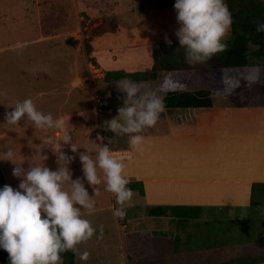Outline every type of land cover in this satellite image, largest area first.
<instances>
[{
    "label": "rangeland",
    "instance_id": "1",
    "mask_svg": "<svg viewBox=\"0 0 264 264\" xmlns=\"http://www.w3.org/2000/svg\"><path fill=\"white\" fill-rule=\"evenodd\" d=\"M174 2L169 0V8H160L157 0H0V166L7 183L15 188L20 178L12 174L15 165L7 160V148L13 149L14 162L23 163L25 168L29 165H46L53 170L63 167L65 162L59 159L60 151L75 157L67 164L72 178L80 177L95 201L93 209L81 210V215L91 222L95 232L90 239L76 246L79 252L87 250L90 253L85 261L76 252V264H167L168 260L169 264H174L170 253L175 241L179 243V252H190L199 247L211 248L224 244L239 243L237 245L244 246L264 236V193L261 187L257 188V197L247 209L249 214L246 217L230 216L226 219L227 213H214L217 216L192 224L179 218L182 228L177 230L174 221H179L174 216L168 213L159 217L149 215L138 189L133 190L129 201L118 204L116 194L107 189L104 170L99 166V184L89 185L84 178L79 154L86 151L85 145L108 144L111 154L121 161L133 157V150L126 149L129 135L107 129V120L117 115L126 93L117 87L122 80L106 83L105 73L109 70L151 72V69L144 70L147 68L144 61L141 66L131 64L137 57L141 61V57L148 53V47L150 50L153 47V54L154 50L159 52V67L167 58L162 57L161 50L170 55L177 53L172 47L162 46L167 44L165 36L172 41L178 40L175 32L180 25ZM149 16H154L156 20L152 24L157 27L155 30L162 28L174 34L161 35L162 31L159 30L156 34L158 37L151 41L139 39L137 30L146 27L145 21ZM37 38L40 40L33 42ZM161 40L165 43L157 42ZM58 49H64L65 64L57 56ZM215 56L199 63H190L183 53L174 56L181 60V70L173 71L172 75H168V71H160L156 79L133 82L139 84L142 91L151 90L161 97L166 95V86L162 87L164 83L167 86L170 84V88L176 91L208 89L212 91L213 98L214 89L219 86L218 80H225L226 76L235 78L233 72L228 73L223 67L214 65ZM47 59L52 62L50 65ZM242 71L236 78L247 80L249 77L253 84L251 88L247 85L241 88L244 93L251 89L252 98H248L247 102L264 107V68L251 73ZM180 80L183 81L182 85H179ZM29 97L38 110L51 113L54 119H63L64 128L59 131L39 128L27 118H22L16 124L7 123L5 113L11 111L17 101ZM218 104L222 106L224 103ZM212 110L175 109L167 114L162 113L158 121H167V118L172 125H176L177 132L181 127L185 129H180L182 133H197L202 129L200 117L202 121L203 115L200 113ZM153 127H145L141 134L145 136ZM65 131L72 136L68 144L61 141ZM97 133H101L105 139L98 141ZM49 138L53 142H49ZM72 143L77 146L76 151L72 150ZM89 154L95 159V151ZM124 164L125 174L136 167L134 162ZM127 179L129 182H139L135 178ZM64 188L70 192V183L66 181ZM118 207H123L126 212L122 218L114 215ZM131 233L138 240L140 249L141 246L146 248L148 235L156 239H151L152 246L149 245L153 253L150 259L136 261L129 257L133 247L126 237ZM179 233L180 242L177 240Z\"/></svg>",
    "mask_w": 264,
    "mask_h": 264
},
{
    "label": "clouds",
    "instance_id": "2",
    "mask_svg": "<svg viewBox=\"0 0 264 264\" xmlns=\"http://www.w3.org/2000/svg\"><path fill=\"white\" fill-rule=\"evenodd\" d=\"M173 7L180 25L175 35L179 45L186 49L190 63L202 62L228 48L233 15L225 0H175ZM257 31H264V23L258 24ZM165 42L171 45L172 40L165 36ZM117 87L126 93V98L117 109V115L107 120V129L128 134L130 146L142 151L147 142L142 130L156 125L165 110L164 99L151 90L142 91L139 84L128 78ZM22 118L39 128L59 131L65 125L63 119H54L51 113L38 110L30 97L17 101L12 110L5 113V121L9 124H16ZM96 139L103 141L105 137L97 133ZM61 141L70 143L71 134L65 131ZM49 142H53L52 138ZM84 147L86 151L79 154V159L89 185L101 182L97 174L99 166L104 170L106 187L116 194L118 204L129 201L133 190L127 187L125 164L111 154L108 144ZM71 148L77 150L74 143ZM93 151L96 152L95 159L89 154ZM5 155L15 165L13 176L20 178L18 187L0 186V249L7 251L9 264H62L61 253L69 250L78 252L79 258L86 261L90 253L87 250L79 252L76 246L90 239L95 229L81 215V210L93 209L95 201L81 178H72L67 164L75 157L60 151L59 159L65 164L53 170L46 165L25 168L23 163L14 162L10 147L5 150ZM66 181L70 183V192L64 188ZM114 215L122 218L126 212L123 207H118Z\"/></svg>",
    "mask_w": 264,
    "mask_h": 264
},
{
    "label": "crops",
    "instance_id": "3",
    "mask_svg": "<svg viewBox=\"0 0 264 264\" xmlns=\"http://www.w3.org/2000/svg\"><path fill=\"white\" fill-rule=\"evenodd\" d=\"M155 21L154 16L146 19V27L137 30L139 39L151 41L158 37L156 34L159 30L162 31L161 35L174 34L162 28L155 30L157 27L152 25ZM38 40L40 39H34L33 42ZM157 42L165 43L163 40ZM147 50L148 53L141 57V61L137 57L136 61L131 59L134 61L131 64L141 66L144 61L147 67L144 70L152 69L153 47L152 50L150 47ZM56 53L60 61L66 60L64 49H58ZM139 55L141 56L140 52ZM47 63L50 65L52 62L47 59ZM220 81L218 88L221 90L222 80ZM237 85V89L231 92L223 89L224 92L221 93L216 91L218 88L214 89L213 106L210 108L188 109H213L209 113L199 112L203 115L202 121L200 117L202 129L199 132L182 133L181 127L177 132L176 125H172L169 119H161L152 131L146 132L147 142L142 151L132 148L130 144L126 148L133 150V157L122 162H134L136 167L124 174L144 184L145 194L142 199L145 200L148 211L158 206L187 208L166 211L179 221H174L177 230L182 228L181 220L190 224L197 223L208 220L210 216H217L214 213H227L226 219L230 216L246 217L249 214L247 209L253 205L254 184H264V110H261L264 107L247 102L248 98H252L251 89L246 93L241 92L242 87L253 86L250 81L244 78L238 80ZM218 98L224 100L220 101ZM221 102L224 103L222 106L218 104ZM170 111L172 110H164L163 113ZM188 211L192 215L183 217ZM179 235L180 233L177 234V240L180 242ZM237 244L199 247L190 252H179V243L175 241V246H172L174 254L170 253L171 261L174 264H264V236L252 244Z\"/></svg>",
    "mask_w": 264,
    "mask_h": 264
},
{
    "label": "trees",
    "instance_id": "4",
    "mask_svg": "<svg viewBox=\"0 0 264 264\" xmlns=\"http://www.w3.org/2000/svg\"><path fill=\"white\" fill-rule=\"evenodd\" d=\"M158 7L164 8L169 6V0H157ZM229 10L233 15V23L231 27V33L228 37V48L224 52L216 54V58L213 61L214 65L221 66L225 70L233 72L235 78H229L226 76L225 80H222L221 91L237 89V82L242 70L251 73L256 69L264 68V31H257V26L260 23H264V0H226ZM168 46L174 48L175 54H165L161 50L162 57L167 58L163 61V66L158 65L157 58L158 53L154 50V66L151 72L135 71L125 72L118 70H109L105 73L104 81L106 83L118 82L128 78L131 81L151 80L158 77L160 71H168V75H172L177 70H181L180 61L174 56L182 55L186 56V49L179 45L178 40L172 41L171 45L162 44V46ZM157 53V55H156ZM176 59V60H175ZM227 75V74H226ZM246 76V75H245ZM244 76V77H245ZM228 78V79H227ZM247 78V77H246ZM249 77L247 80L249 81ZM251 80V79H250ZM221 82L220 80H218ZM180 83L179 85H182ZM169 83H172L170 81ZM177 83V81H176ZM166 86V95L163 97L165 103V110L175 109H202L210 108L213 106V98L211 96V90L201 89L197 91H186V89H171V85ZM218 88V86H216ZM221 92V93H222ZM231 92V91H230ZM8 184L0 166V186ZM127 187L132 190H139L140 194L144 196V184L142 182H129ZM261 187L264 193V184H254L252 189V202L257 197V188ZM184 207H172V206H158L149 209L150 216H163L168 209H183ZM186 208V207H185ZM184 208V209H185ZM187 209V208H186ZM191 213L186 212L183 217H190ZM150 234V233H149ZM152 236L148 235V242L146 248L141 246L138 240L133 237L131 233L129 237H126L128 244L133 247V253H130V258L136 261L145 260L152 257L151 243ZM135 242V244H134ZM142 245V244H141ZM144 245V244H143ZM129 253V246H127ZM63 258V264H76V252L71 250L61 253ZM128 257V259H129ZM0 264H9V256L6 250L0 249Z\"/></svg>",
    "mask_w": 264,
    "mask_h": 264
}]
</instances>
